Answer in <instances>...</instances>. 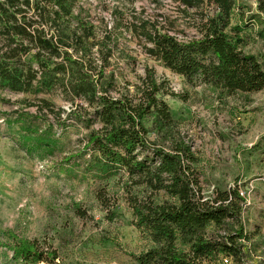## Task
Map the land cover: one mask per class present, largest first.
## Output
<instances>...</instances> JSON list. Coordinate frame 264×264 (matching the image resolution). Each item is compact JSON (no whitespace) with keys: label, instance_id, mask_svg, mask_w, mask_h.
<instances>
[{"label":"trees","instance_id":"obj_1","mask_svg":"<svg viewBox=\"0 0 264 264\" xmlns=\"http://www.w3.org/2000/svg\"><path fill=\"white\" fill-rule=\"evenodd\" d=\"M80 0H0V88L16 94L58 96L71 106L69 118L89 134L84 151L90 165L108 177L125 175L133 185L145 186L154 197L131 198L135 228L146 234L152 247L134 255L137 264H211L220 255L242 261L240 234L215 236L212 225L240 220L244 199L237 189L206 197L196 166L199 159L184 138L171 133L175 120L162 99L163 85L153 69L145 68L138 83L119 85L114 68L117 37L106 32L97 37L92 22L76 13ZM189 10L208 5L215 16L201 22L200 38L180 41L158 20L116 17L124 29L143 44L144 53L191 86L205 85L227 95H250L264 90V66L243 49L241 33L258 26L264 43V0H255L256 15L247 27L229 28L235 0H172ZM135 64L136 59H129ZM174 96L173 93H166ZM39 112L55 121L66 114L53 101L38 98ZM153 119L168 147L149 135L146 122ZM98 129H92L93 126ZM164 144V145H165ZM102 194V195H101ZM105 195L99 199L106 205ZM0 233V240L5 239ZM0 246L23 264H64L56 253L36 243L18 240Z\"/></svg>","mask_w":264,"mask_h":264},{"label":"rangeland","instance_id":"obj_2","mask_svg":"<svg viewBox=\"0 0 264 264\" xmlns=\"http://www.w3.org/2000/svg\"><path fill=\"white\" fill-rule=\"evenodd\" d=\"M76 13L92 22L98 38L106 32L117 37L118 50L112 59H117L114 68L121 74V87L125 82L138 83L145 68L153 69L176 123L171 136L184 138L198 156L204 195L237 189L244 199L240 220L212 225L208 233L242 235L239 264H264V90L230 96L205 85L191 86L149 58L140 40L115 22L116 17L158 20L185 42L200 38L201 22L215 16L214 8L205 5L186 12L172 0H80ZM254 15L255 0H235L228 30L247 27ZM258 29L247 27L240 37L243 51L258 57L264 66ZM129 59H136V65L128 64ZM38 98L63 108L66 114L61 121L28 106L39 105ZM70 109L58 96L37 97L0 88V233L6 235L0 241L13 246L14 240L7 237L13 233L20 241L56 253L64 264H137L134 255L153 244L135 228L129 200L154 197L161 203L167 197L133 185L125 175L108 177L92 168L90 152L84 151L89 131L67 117ZM146 125L149 136L168 147L165 143L170 140L158 134L152 118ZM0 264L23 263L0 246ZM211 264L236 263L220 255Z\"/></svg>","mask_w":264,"mask_h":264}]
</instances>
